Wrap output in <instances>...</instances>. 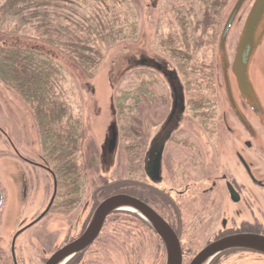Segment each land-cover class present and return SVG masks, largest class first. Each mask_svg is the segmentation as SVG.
<instances>
[{"label":"flooded vegetation","instance_id":"obj_1","mask_svg":"<svg viewBox=\"0 0 264 264\" xmlns=\"http://www.w3.org/2000/svg\"><path fill=\"white\" fill-rule=\"evenodd\" d=\"M222 32L218 40L215 36L204 38V48H198L196 57L205 51L203 57L195 58L196 65L199 60L200 84L190 83V65L173 60L168 50L158 47L160 52L154 57L143 54L135 60L133 67L153 69L168 91L152 87L153 98L137 106L135 149L119 148L123 139L113 101L116 120L106 143V163L108 170L115 167L113 171L119 169L118 173L99 174L97 170L95 179L96 161L99 158L100 165L101 157L99 151L85 146L84 132L80 163L76 168L69 166L74 172L68 176L67 165L48 162L39 142L38 153H30L29 143L0 128L2 144L8 146L7 151L0 149V264H47L57 252L85 234L100 204L118 195L139 199L169 224L180 241L182 264H190L204 248L224 237L264 236V143L261 146L258 142L261 134L264 139V95L261 98L253 87L255 99L250 101L238 87L251 115L262 122V129L247 116V106L236 100L233 86L236 108L229 99L221 55L220 61L216 59ZM206 51L210 52L208 62ZM233 64L228 61V75ZM218 71L232 112L249 136L245 149L238 148L228 126V132L223 133L225 141L217 131L222 119L226 123L224 115L219 117V105L214 100L220 89L216 82ZM207 75H211L209 79L201 78ZM147 103L161 112H155L152 118V137L143 123ZM76 116L81 118L84 131L83 116ZM216 118L215 127L212 121ZM192 124L200 135L190 131ZM104 148L105 145L101 153ZM112 184H133L135 188L109 193ZM158 245L166 255L161 264H167V245L156 230L135 212L115 211L107 216L93 243L65 264H146L147 258L156 255ZM152 246L156 251L149 250ZM241 252L264 256L262 252L237 249L219 255L210 264H219ZM157 256L150 264H159Z\"/></svg>","mask_w":264,"mask_h":264},{"label":"rangeland","instance_id":"obj_2","mask_svg":"<svg viewBox=\"0 0 264 264\" xmlns=\"http://www.w3.org/2000/svg\"><path fill=\"white\" fill-rule=\"evenodd\" d=\"M7 1L8 0H0V47L7 45L6 43L23 42L24 46L27 45L37 48H44L57 58L56 62L62 67L64 73V78L59 82L57 88L60 91L64 101H66L70 107L71 112L75 115L79 114L83 116L85 146H91L100 153L101 161L99 165V158H97V169L95 167L94 171L95 179L97 178L98 171L99 174H114V172L118 173L119 169L117 171H113L115 167H113L111 170H108V164L106 163L108 158L106 143L111 137V125L114 124L116 120V116L112 112V105L116 95V90L118 89V92H121L138 86L141 82V78L136 74L134 75V73L130 71L133 67V63L136 59H139V56L143 54L149 57H154L156 53L160 52L157 43L160 40L158 35H162L168 30L167 20H161L159 15L162 16V14L159 13L158 15L157 10L155 11L156 14L154 17H149L147 14H150L151 11L147 12L149 9L147 7L155 5V9L164 11L165 8L171 7V4L174 3V1L177 3L180 0H137L139 7L135 6V4L131 5L129 0H63L57 2V4L51 9V21L53 28L58 29L61 25H64V27L72 29V34L77 36V38L78 35L81 34L76 28L79 26L81 27L84 25V27H87L97 24L107 26L109 24H115L117 27H119L121 24L126 23V25H133L139 22L137 39L128 41L122 40L123 42H120V44L104 50V58L102 63L100 67L93 73H87L81 69L78 64H76L74 58L69 53L65 52L58 43H50L47 40L38 38V36L35 34V26L40 23V20L32 19L30 15H17L15 9H11L7 4ZM188 1L196 4L194 5V8H196V11H198L197 9L199 6V0ZM236 1L237 0H232L230 2L229 6L220 15L218 21L216 22V26L212 29L211 33L215 35L217 40L221 31L223 30V25L226 22L228 15ZM254 1L255 0L247 1L239 16L237 17L228 37L226 53L228 55V61L230 65L233 64L234 58L236 56L242 29L248 13L254 4ZM139 10H142V12L145 13L140 19ZM196 14L199 18V13L197 12ZM117 17L120 19V22L116 20V22L113 23ZM126 28L125 30L129 34V30ZM197 33H200V31ZM81 37L82 34L80 35V38ZM204 52L205 51H203L202 54H199L197 57H203ZM209 54L210 52L208 53L206 51V62L209 61ZM219 54V50L217 49V62L220 61ZM198 75H200V73H198ZM199 77L200 76H195L193 74V76H188V80L192 82L197 80L198 84H200ZM201 78L205 79L204 76H201ZM230 78L236 100L238 99L241 105L244 106L245 104L247 106L245 108L247 116L254 118L255 120H251L255 121L257 126L259 125V127L263 129L262 122L251 115L252 111L241 96L236 78L231 69ZM250 78L256 92L262 98L264 95V37L251 63ZM151 79L155 84L154 87H160V89L167 90L165 81L161 77L156 78V76H154L153 78L151 77ZM216 82L217 85H220V89L218 90L219 93H216L217 95H215L214 100L219 105V117L223 115L224 118L226 117V123L223 122L222 119L217 131H220V137L222 136V140L225 141L223 138V133L228 132V126L231 128L230 132H234V137L236 139L238 148L245 149L244 142L249 139V136L245 133L238 119L233 114L232 109L227 101L220 71H218ZM197 91L198 90L196 88L195 92ZM202 91L205 90L202 89ZM204 98L208 99L207 94L204 95ZM210 99L213 100L212 97H210ZM153 105L154 104L147 103V105L144 107L145 114L143 123L144 125H147L146 133L149 137H152L154 133L152 130V118L155 116V112L158 115L161 114L159 110L156 111V108L153 107ZM218 113L214 117H217ZM216 121L217 118L212 121V124L215 127L217 125ZM192 125L194 126V124ZM0 128L6 129L12 135H14L17 140L23 141L26 145L29 143L30 153H38V133L31 110L15 92L7 88L1 82ZM189 129L192 133L195 131L197 135H200L199 130L195 126L190 127ZM260 136L262 137V140L259 139L258 142L262 146L264 139L262 134ZM2 143L3 140L0 139V149L5 151L8 146L3 145ZM121 143L122 144L119 142V148L124 147L125 145L122 140ZM254 144H257V142H254ZM103 145H105L104 153H101V148ZM152 247L149 248L150 251L155 250V248ZM163 250L164 249L158 245L156 255L154 258H147V261L149 262L146 264H150L151 259L155 260L157 255L159 264H161V261H163L161 259L164 258L165 261L166 255H163ZM219 264H264V256L248 252L235 253L222 259Z\"/></svg>","mask_w":264,"mask_h":264},{"label":"trees","instance_id":"obj_3","mask_svg":"<svg viewBox=\"0 0 264 264\" xmlns=\"http://www.w3.org/2000/svg\"><path fill=\"white\" fill-rule=\"evenodd\" d=\"M60 1L63 0H8L7 4L11 9H15L17 15H30L32 19H39L40 23L35 26V34L38 38L50 43H58L87 73H93L100 67L104 50L120 44L122 40H135L138 37L139 22L133 25L125 23L119 27L115 24L79 26L76 28L82 34L81 38V34L77 38L72 34V29L64 25L54 29L51 9ZM231 1L199 0L198 11L194 8L196 4L188 0H180L177 3L174 1L171 7L165 8L164 11L155 9V5L147 7L149 8L147 12L151 11L147 14L149 17H154L157 10L158 15L161 13L163 16L159 15V18L167 20L168 30L158 35L160 38L157 42L158 47L166 52L170 51L172 59H176L178 63H188L193 72L190 76L193 74L199 76L196 65L198 48H204L202 47L204 38L215 36L211 33L212 29ZM129 2L131 5L138 6L137 0H129ZM143 14L145 13L139 10V19ZM116 20L120 19L117 17L113 23ZM125 28L129 30V34ZM199 31L200 33H197ZM6 44L0 47V82L15 92L31 110L40 148L48 162L54 165L66 164L65 171L68 172V176H71L74 171L69 166L76 168L80 163V141L84 131L81 118L71 112L57 88L64 78L62 67L56 62L57 58L44 48L24 46L23 42ZM130 71L138 75L141 82L138 86L126 91L118 92L117 89L114 97L116 116L126 150L135 149L137 146V106L142 101L153 98L152 87L155 84L151 77L157 75L153 69L144 66L132 67ZM210 76L207 75L205 80ZM190 83L197 84V80ZM75 178H78L77 174ZM134 188L133 184H112L108 192L134 190Z\"/></svg>","mask_w":264,"mask_h":264},{"label":"water","instance_id":"obj_4","mask_svg":"<svg viewBox=\"0 0 264 264\" xmlns=\"http://www.w3.org/2000/svg\"><path fill=\"white\" fill-rule=\"evenodd\" d=\"M248 0H237L229 14L224 26L219 51L224 66L225 85L232 105L236 108L232 94V83L228 75V57L226 53L227 38L235 20ZM264 37V0H255L247 16L242 36L237 49V54L232 67L237 85L247 100H253L254 90L250 78V66ZM160 162V159L157 161ZM159 165L156 163V170ZM115 211H131L141 215L163 238L167 245V264H182V249L180 241L169 226L149 205L127 195H118L105 200L96 209L85 234L76 242L57 252L47 264H65L73 256L82 252L100 234L107 216ZM237 249L254 250L264 253V236L256 234H236L224 237L197 254L190 264H210L219 255Z\"/></svg>","mask_w":264,"mask_h":264}]
</instances>
